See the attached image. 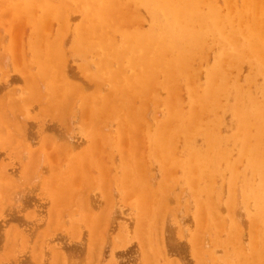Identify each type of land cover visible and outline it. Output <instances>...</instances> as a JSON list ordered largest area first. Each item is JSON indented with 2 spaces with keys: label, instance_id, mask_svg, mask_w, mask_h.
<instances>
[{
  "label": "bare ground",
  "instance_id": "6f19581e",
  "mask_svg": "<svg viewBox=\"0 0 264 264\" xmlns=\"http://www.w3.org/2000/svg\"><path fill=\"white\" fill-rule=\"evenodd\" d=\"M0 8H1V11H2V8L9 9L6 12V17L8 16L9 18H12L16 21H21L20 24H22V21L24 20L26 23L29 22L32 25V29H31L32 32H31L30 41H29V51L28 53L24 54L23 53L24 49L22 48L23 51H20V53H22L21 55L22 56L24 55V56L22 57L21 61L23 60V62L27 64L29 68L32 67L30 63L31 59L36 60V62L33 60L36 66L40 64V67H38L40 71L37 68L38 71L37 73H35L36 76L42 79L43 81H46L48 84L52 85V87L57 93V95L54 93L56 96H58L57 100L58 99H59L58 101L63 100L65 106L67 107L66 109L70 110L71 107L75 105L74 103H77L74 101L81 102V107H82L81 111H83L84 113L83 119L85 120V121L83 120L84 124L86 122L85 126H87V129L88 127L91 128V130L96 129V131L93 130L95 131L93 133L95 134L94 141L98 140L97 138H99L100 140L97 142L95 141V143L98 144L97 148L99 150V154L105 151V155H106L107 150L105 149L106 148L105 146H108L107 142L105 143V145L103 143V141L105 140L102 139L103 137L101 135L102 133L99 134L100 131L98 130V128H100L101 127L100 124H102L100 122L101 120L102 121L106 120V124H107L108 120H111V121L116 120L117 131L115 134L113 133L112 136L109 134L110 138L108 136V139H109L108 143H110L115 149V151H117V154H119V158L121 159L120 160L121 170L118 167L117 168L120 170L121 175H119L117 178L115 175L112 174L113 172L109 174L113 175L112 178L116 177L115 182H117L121 178V181H119L120 182L119 185L123 184L124 188L126 187V189L129 190V192L130 190L132 191V193L129 194V198L134 205V206L133 205L131 206L133 207L136 206L135 210L138 212L137 216H138V223H139L138 227L136 226L137 224L135 225L137 228H135L136 233L134 234L135 235L139 234V238L143 242V245L142 243L141 244L138 243V245L139 244L142 245L140 247H142L141 250L143 252V257H145L146 261L147 260L149 261L150 259L149 253H153V248H155L154 244L156 245L157 244L156 242L158 241L155 240V243H154V241L152 242L151 238L147 239V235H150L149 231H151V228L153 227L152 225H154L155 221L153 222V224H151L150 222L144 221V220L146 219V216H148L149 214L154 217H155V214H157L156 215V219H157L158 214L163 215L162 214L163 211H164V215L166 214V211L169 212V210H166L168 209L167 208L168 200H165V197L162 194H160L161 197L156 198V193L152 192V190L149 188L150 186L149 181H148L149 179L147 178L148 174L144 172V170L147 169L148 167L147 165H146L147 167L145 166V164H147L146 162H148L146 160L147 157L144 158V156L147 155L151 161H155V164L160 167V171L162 174H165V173L169 174L168 179H169V192L170 193H171L172 187L174 186L172 185V182L176 184V182L183 181V182H186V184L189 185L190 187V191L193 195V199H194V202L196 203L195 205L197 208V214L194 211L195 213L193 217V219L195 218L194 219V222L196 223L195 226H197L195 228V233L193 234V238H192L193 244L196 247L195 248L194 246H192L193 247L192 252L194 254H195L194 248L196 250L198 247H200L199 242L203 240V238L205 237L204 233H208V234L214 233L216 237H213L211 241H214V240L216 241V239L219 240L221 238L219 236L220 235L219 233L222 232L221 234H225L224 236H226L225 238L224 236L221 235L222 237L225 238V240L223 239L224 244L233 246V249H234L233 255H234L236 262L233 259L232 260L234 261L235 264H262L264 263V0H6L5 2L2 3V5H0ZM74 12L81 13V16H80L81 18L79 19L80 21L78 20L79 21L78 22L76 19L74 20L75 22H77L75 25L74 24L72 25V23L71 25H69L70 18H71L70 15L71 14L73 15ZM52 20L58 23L57 32L54 34H51L54 31L53 32H50L51 30L49 31V29L51 28L53 29V27L50 28L52 24L51 23ZM142 23L145 24V27H143ZM25 24H23V26H25ZM27 27L28 26L26 25V28ZM30 27H28V29ZM67 30H70V33L74 31L73 32L74 34L72 33L73 35H75L73 38L74 42L72 46L74 50H76L75 52H80L84 54V52L87 50L90 52V54L91 53L94 54L95 58L97 59V62L100 63L99 67L96 66L99 69H101L97 71L98 78H102L104 75L106 76V74L108 75V77L107 76L106 77L109 78V83L112 86L111 93H107L105 94V96H101L100 94H98L96 97H94V95L91 94L94 92L92 91L90 94H86V95L82 94L83 96L79 97L77 95V92L82 90V88L77 87L78 85L75 84V82H74V85H71L69 83V82L73 83L72 80L69 81V78H71L70 75L71 76H75V75L74 74L72 75V73L69 74L68 72H66V74L67 73L69 74L68 81L67 79L64 78L65 74L64 72L62 73V70L64 67L63 63L55 65V60H57L55 57L58 58L60 56L59 54H61L60 53L61 50L59 49L60 48L59 43L61 39L63 40V35L67 33ZM20 39L21 38H19V40ZM21 40L20 42L18 41V43L22 45L21 42L23 41ZM62 40L61 42L64 41ZM24 43H23V47H24ZM21 47L22 46H20V48ZM15 51H18L17 48ZM211 51L214 52V54L212 56V61H209V59H207V56L209 58V54ZM13 56L14 55H12V57ZM59 62L61 61L59 60ZM196 64H198V66H196ZM27 65L25 66L26 68L24 67V70L22 68H20V70H23L25 71L24 73H26L27 70L25 69H28ZM68 65L69 64L66 65L68 68L71 67ZM89 65L91 66L92 64H89ZM17 68L19 69V67ZM84 69L86 72L88 71L86 68ZM26 75L28 77V74ZM31 78L29 79L31 80ZM31 82L32 80L30 81V83ZM40 83H39L40 84L39 87L43 88V83L42 82ZM94 83H96V81ZM85 85L83 84V86ZM96 87H94L95 90H96ZM41 90L42 89H40V91ZM102 90L103 89H101V91ZM161 91H164V93H162ZM182 91H184L183 93L184 95H182ZM49 95L50 94H48V96ZM79 95H81V93H79ZM115 96L116 97L120 96V99L117 100L119 103L116 102V99L114 100L115 102H111L112 98H114ZM54 99L52 100L54 101ZM19 100H16L17 102L15 101L16 106L14 107L15 108L14 111H16V109L19 108L17 107L18 103L20 102ZM136 100H140L144 104L147 103L148 101H153V103L157 104L156 105L157 107L160 103L159 106H162L163 108L162 111H164V114H163L165 116L164 122L157 124L155 127H152L153 124L146 123V121H148V120H145L146 118L144 119V116L146 114L145 113L146 108L144 106L142 107L140 106L141 107L140 110L137 111L135 109V104H134ZM49 102H51V99ZM1 103L0 105H2ZM51 103L56 104V100L55 102H51ZM20 104L21 103H19V105ZM59 104H61V102ZM4 106L2 107L3 109H4ZM41 109L42 108H40V110ZM44 111L46 110H43L42 112ZM23 112L26 113L25 111ZM3 113L5 114L6 112L4 111ZM7 113H8L7 116L10 115L9 112ZM226 114L229 116V122L227 123V126H226V120H225ZM155 115H157V113ZM11 116L12 115H10L9 117L11 118ZM67 116L66 118L70 120V117H67ZM66 118L65 120H67ZM144 120H145V123H144ZM74 121H75V118H74ZM154 121L156 122V120ZM148 122L153 123L151 121H148ZM93 123H95V125L97 126H93ZM2 126L4 127L5 123L4 125L2 123ZM9 128H11V126ZM104 128H101V129L104 130ZM3 130L5 129L2 128V132ZM6 131H7L6 133H9L8 130ZM24 131H22V133ZM68 133H70V131ZM98 134L101 137H99ZM24 136H25V133H24ZM68 136L69 138H66L67 140L65 139V143L67 141V144L69 143L68 140L71 139L70 138L71 136L70 135ZM104 136L106 137V134H104ZM197 138L201 140V143L197 142ZM27 139L28 138H26V141ZM52 141L54 142V139ZM16 142L19 143L17 140ZM14 144L15 143L13 142V145ZM110 144L108 146L109 148L111 147ZM27 145L29 144H25V147ZM48 145L49 143L47 144V146ZM47 146H46V149L43 146V148L45 149V150L43 149L44 151H47ZM62 146L60 147L62 148ZM72 147L74 146H71V148ZM90 148H93V147H90ZM49 149L50 147L48 146V151ZM22 151L23 153L25 152L24 150ZM31 151H33L32 153H35L33 149ZM57 152H58V149H57ZM57 152L56 151L51 152L52 156L55 155V153ZM62 152H63V149H62ZM81 152H79V154H81ZM109 153H111V151ZM144 153H146V155ZM99 154H97L99 156L97 157L101 158L102 160V157H100ZM56 155H57L56 158L53 160L57 159L58 153ZM85 155L87 154L85 153ZM46 156L47 155H45V157ZM67 156L69 155H66V157L64 158H68ZM88 156L90 157V155ZM88 156L86 157V159L88 158ZM77 157H78V154H77ZM81 158H83V156ZM98 158L96 159L97 164L96 163L95 164L96 166H98L99 161H100L101 162L100 168H103L106 164L103 163L101 160H98ZM104 158L106 160L108 159L107 161L110 162L108 157L107 158L104 157ZM86 159L84 157V160L79 159L77 161H73L72 164H69L72 166L71 174L73 176H74L73 174L74 172L75 173L78 172V174L81 172L86 173V171L89 168L93 169V166L95 169V165L93 164H92L93 166H89L88 168V165L90 164L89 160H92V159H89L88 162ZM32 160L30 159V161ZM38 161L40 162V160ZM90 162L92 163V161ZM108 162H107V165L109 164V166H112L111 162L110 163ZM31 163H35V162H31ZM54 163L56 165L57 162L54 161ZM87 163L89 164L87 165ZM23 165H22V168L24 167ZM143 165L145 168L143 167ZM30 166H32V164H30ZM55 167L57 168V165ZM59 167L60 166H58V169H59L58 173L59 171L61 172L60 170L61 168ZM107 167L106 168L104 167V168L107 169ZM142 167L144 168L143 171H142L143 169ZM37 168L35 169V173H36ZM51 168L49 170H52V169L56 170L55 168H52V169ZM97 168L99 169V166ZM68 169L69 168H67V170ZM105 171L107 172V170ZM51 172H52L51 175L53 176V172L55 171H51ZM108 172H110V170ZM117 172L118 171H116V173L114 174L118 175ZM136 172H140L139 176L135 174ZM142 172L146 174V177L143 176ZM29 173H30V170H29ZM94 173H91L90 175V169H89V176H92ZM9 174L12 175L11 172H9ZM60 174H58V176ZM68 174H70L69 170H68V173L65 174V179L67 176H70L71 177L70 179H72L73 177ZM78 174H75V176H77ZM82 174L83 173H81V176ZM103 174H105L104 170H103L102 175ZM56 176H55V179L59 181V184L60 183L62 184L63 181L61 180L60 182V179L62 177L59 176V178L57 179ZM162 176L164 178L165 175H162ZM77 177L78 178L76 179H79V176ZM96 177H99V176H96ZM14 178L16 179L15 175H14ZM91 178H93V176ZM108 178H105V180ZM114 178L113 180L109 178L110 183L109 181H107V184L109 183L110 185H112L111 182L114 181ZM33 179L35 178H32V181ZM145 179H148V180H145ZM51 180L52 178L50 179V183H51ZM93 180H95V177ZM224 180H226L225 187H227L226 191L228 193L226 201L222 200V196H223L222 191L224 190V187H223ZM78 181L79 180H77L76 182L78 183ZM88 181L89 180L86 177L87 184L89 183ZM146 181L148 182V184L146 183ZM70 182L69 184H67L68 186H70ZM76 182L75 184L77 186ZM162 182H161V185H162ZM52 183L50 185L54 186L52 185ZM87 184L85 186H87ZM92 184H95V183L92 182ZM81 185H83V183ZM110 185L108 186L109 190L110 188L113 189ZM56 186L58 188L62 185L58 186L57 184ZM56 186H54V188L52 187L53 189L50 190L51 192H53V194L49 192L50 195H52V196L49 195L50 199L52 200L53 203L55 202L54 206L55 205L58 206V204L61 206L62 205L61 202L63 198H65V201H64L65 203L70 202L72 198L73 199L71 202H73L75 197L70 196V195L66 197V192L64 191L66 187L65 188L63 187V190H59V189L57 190ZM85 186L83 185L81 187H85ZM92 187H94V185ZM120 188L122 190V187ZM159 188H160V185H159ZM90 189L92 188H89V190ZM0 191H3V190L0 189ZM73 191L76 192L75 190ZM156 191L158 192V190ZM121 192H123V190ZM170 193L169 194L167 193L168 196L170 195ZM1 195H2V192L0 196ZM77 195L79 194L77 193ZM102 196H103L102 197L103 199H105V197L106 198L110 197L106 193H104V195ZM111 197H112V194H111ZM111 197L110 199L108 198L109 203L106 202V204H108L109 206L110 204L114 205L113 199H112V202L110 203ZM125 197H128V196H125ZM13 198H15V195ZM124 198H123V201L121 200L122 202H124ZM90 199H88L89 200L88 202L91 201ZM125 199H128V198H125ZM0 200L2 201V197H0ZM222 201L225 203H222ZM83 202H85V200ZM75 203L77 204V202ZM76 204H75V207H76ZM92 204L94 205V203ZM252 204L254 206L253 209H251ZM51 206L52 205H50V207ZM54 206H52L53 209L52 207L50 209L54 210ZM89 207L92 208L91 203L89 204ZM240 207L244 208L247 211L246 221L248 222V228L244 230V232L249 234L247 246H243L246 244H243L242 246L240 244V240H241L240 236L243 232V230L241 232L242 227H241V223H239V220H238L240 216L239 212L241 210V209L239 210ZM62 208L63 210L65 208H69V205L67 207L63 206ZM88 209L89 208H87V211ZM89 210H93V208ZM179 210L180 209L178 207L176 212L178 213ZM154 211H156L157 213L153 215ZM159 211H161L162 213H159ZM53 212L54 214H56L57 211L55 210ZM60 212L61 211L58 210V216L62 214V213L60 214ZM91 212L90 214H94V212L92 213ZM97 212H99V210H97ZM105 212L107 213V210L104 211L102 215H100V213L98 214L100 215V218H101L100 221H102L106 217ZM223 212H225L228 218V221H227L228 224L227 222H225V218H224L225 216H222ZM69 213L70 212H68V215ZM179 213H182V212L180 211ZM87 214H85L86 215L85 219H87L88 221L89 218L87 217ZM52 215L49 219L50 221L48 220V217H49L48 215L47 217L48 222L46 221L45 225H48L49 222L50 224L51 223L55 224L57 220L60 219V216H59V219H57L55 218L56 217L55 215H54L55 217L54 216L52 217ZM68 215H66L67 216L66 218H68ZM163 216H161L160 219L164 218ZM221 216L224 219L223 218L221 219ZM69 217L71 218L70 215ZM90 217H93V216L90 215ZM167 217H166V220L170 218V215L168 218ZM108 218L107 219L109 221L113 219V218L110 219V216H108ZM135 219H136V215H135ZM7 221H5L4 223L6 224ZM109 221H105V223L102 222L101 224L107 225L106 222H109ZM174 221L172 220V222ZM182 221L184 223V220ZM182 221H178L179 224L180 222L182 223ZM65 222L67 221L65 220L64 223ZM160 222L161 220L158 223L159 225L162 224ZM164 222H166L165 218H164ZM172 222L170 219V223ZM98 223L100 225V222ZM135 223H137L136 220H135ZM179 224H178V227L181 226V224L180 225ZM197 224L199 225V228ZM77 225H78V222H77ZM92 225H95V224H92ZM13 226L11 225V229L6 230V234H5L6 241L4 240L5 245H8V244L10 245L9 241H11V239L13 241V238L15 237V235H18L14 230L16 234L13 232L14 237L12 236ZM57 226L58 225L54 227L56 228ZM101 226H99V231H101L102 229ZM68 227L70 226L68 225ZM78 227L75 228L76 229L75 232L78 231L77 230ZM160 227L162 228L161 225ZM160 227L158 226L157 228H160ZM174 227H175V223H174ZM13 229H15V227H13ZM21 229L24 230V228H21ZM92 229L89 233V236H87L88 234H86V237H89V239L87 238L88 240H92V239L95 240L98 234V233L96 234V231L94 232V230ZM50 230H52V226ZM79 230L81 233L79 232L78 233L82 234V231H81L82 229L79 228ZM104 230L102 229V231ZM181 230L183 232L184 229L182 228ZM46 232H48L47 229H46ZM46 232H44V235H43L44 237H45ZM86 232L88 233V231ZM78 233H74L75 234L74 236H77ZM102 233H100L99 235L100 238H102V235H101ZM71 234L73 235L72 232ZM247 234H246V238H247ZM135 235H132V236H135ZM155 235H154V238H155ZM43 236L42 238L39 237L38 239L39 243L41 242V239L42 240L45 239ZM54 237H53L54 241L55 239H57V241L59 240L58 237L56 238ZM186 239H185V242H186ZM19 240L17 242L16 239H14V241L17 242V244H19ZM170 240H165V242L166 241L169 242ZM204 240L203 242H205ZM49 241L51 242V238ZM219 241H217V243H219ZM223 241L221 242L223 243ZM241 241L242 243L244 242L243 240ZM15 242L13 243L11 242L12 246H9V248H13V244ZM48 242H46V244ZM246 242L247 241H245L244 243ZM37 243L36 245H38ZM55 244H56V241H55ZM88 244L90 246V243ZM88 244L86 243V246ZM92 244H91V248H92ZM162 244H165V243H162ZM162 244L160 245L162 246ZM168 244H169V249L168 247L166 249L170 251L172 247L170 246V243H167L166 246H168ZM189 244H191V242ZM206 244L207 243H205V245ZM211 245L212 244L210 242V246ZM38 246L40 249V247L41 246L43 247L44 244L43 245L39 244ZM187 246L190 247V245H187ZM203 246L201 247L202 253H203V250L205 249L208 251L210 250V253H212L209 247L205 248L209 245L205 246L204 248ZM6 247L7 246H5V248ZM9 248L7 249L9 250ZM94 248L96 249V247ZM160 248H164V247H160ZM39 249L38 251L36 250L37 252H39L38 254H40ZM45 250H46V247H45ZM54 250L57 251L58 249H54ZM158 250L160 251V249ZM198 250L200 249L198 248L196 250L197 255L200 253V251ZM11 251L13 250L11 249ZM86 251L88 253V250ZM161 251H163V249ZM169 251H166V252L169 253ZM36 253L34 252L32 254L33 260L34 258H36L35 257ZM45 253L48 257V254H47L48 251H46ZM45 253H42L43 256ZM90 253H89L90 256H92V250L90 251ZM99 253H102V252L100 251ZM56 254L54 255V257L53 255H51V253L49 254L52 256V258H50L51 261L49 264L55 263L54 260L58 258ZM96 254L98 255V253ZM205 254H204V258L208 259L209 258L208 255H206L207 257H205ZM95 255H94V258H95ZM158 255L159 253L157 254V256ZM163 255L164 254H162V256ZM200 255L197 256V259L199 261L203 257V255L201 256ZM90 256L88 258H90ZM102 256L101 258L99 256L98 257L102 259L104 258ZM59 257H61V255ZM153 257L154 255L153 256L151 255V262L155 260L153 263L155 262L157 263L155 257H154V260L152 261ZM28 258L29 257H27L26 260H23V261L20 260V263L21 264H32L31 262L32 260L28 261ZM164 258H165V255H164ZM212 258L214 259V257ZM231 258H232V255L230 256V260ZM8 259L10 258L8 257ZM31 259H32V256H31ZM170 259L172 260V258ZM195 259L196 257L192 258L193 261ZM14 260L15 259H13L12 261ZM38 260L40 261V259ZM62 260H60V262ZM100 261L98 260V262ZM173 261L176 262L175 264L178 263L176 260H173ZM204 261L206 260L204 259ZM9 262L10 261H8V263ZM17 262L19 261L16 260V263ZM146 264H148V262H146ZM197 264H202V263L199 262Z\"/></svg>",
  "mask_w": 264,
  "mask_h": 264
},
{
  "label": "rangeland",
  "instance_id": "374dc122",
  "mask_svg": "<svg viewBox=\"0 0 264 264\" xmlns=\"http://www.w3.org/2000/svg\"><path fill=\"white\" fill-rule=\"evenodd\" d=\"M5 1L6 0H4V1L0 0V5H2V3L5 2ZM7 10H9V9L8 8H5V9L2 8V11H1V8H0V27H1L0 28V103L2 102L1 104L3 106L5 105L4 109L5 108L7 109V110L6 109L4 110L2 108L3 106L0 105V108L3 110L2 111L0 109V111H1L0 112L1 113L0 114V121H1L0 125H1V127L3 129H5L2 132V128L0 127V129H1V131H0V178H1L0 179V185H2V184L4 185V187H3V185L0 186V189L3 190V191H0V194L2 192V195L0 196V197H2V201L0 200V205H1V207H0V219L2 220V221L0 220V224H1L0 225V230H1L0 231V235L2 236V237L0 236V264H21L20 260L21 261L26 260L27 257L30 258V259L28 258V261L32 260L31 261L32 264H34V263L35 264H44V263L45 264H49L50 261H51L50 258H52L51 255H53V257H54L56 252H57L56 256H58V258L54 260V262H55L54 264H59L60 260H62V259H63L62 260L63 262L61 261L62 263L60 262V264H102V262H103V264H108V263L109 264H146V262H148V264L149 263L150 264H170V263L175 264L176 262H174L173 260H176L178 262L177 264H194V263L197 264L199 262L202 263V264H205V263L206 264H212V263L213 264H235L234 261L236 262V260H235L234 255H233V252H234L233 246L224 244L223 239L225 240L226 236H224L225 234H221L222 232L219 233L220 234L219 236L222 238V239L220 238L219 240L223 241V243L221 241H219L218 239H216V241L215 240L211 241V239H213V237H216V235L214 233H212V234L204 233L205 237L203 238V240L205 239L204 240L205 242H203V240H201L203 242V244L200 241L199 242L200 247H198L200 249L198 251H200V253H201V255H203V257L201 258L200 261L197 259V256L200 255V253L197 255L196 250L198 248L195 250L196 247L194 246L193 240H192L193 234L195 233V228L197 227V226H195L196 223L194 222L195 218L193 219L194 213L196 212V214H197V208H196V205H195L196 203L194 202V199H193V195H192V193L190 191V187H189V185L186 184V182H183V181H182L183 183L182 182H176L177 185L174 184V182H172V185H174V186L172 187V190H171V193H170L169 192V179H168L169 178V174H166V173L162 174L161 171H160V167L155 164V161H151L149 159V157L146 155V153H144L146 155V156H144V158L147 157L146 160L148 162L145 161L147 163V164H145V166L147 165L148 167L146 166L147 169L144 170L145 167L143 165L144 168L142 167L143 168L142 171L144 170V172L146 174H148L147 178L149 180L148 179H145V180L149 181V185H150L149 188L152 190V192L156 193V198L161 197L160 194H162L165 197V200H168V202H167V208L168 209H166V210H169V212L166 211L165 215H166V217L167 216L169 217V215H170V218L168 220H166V217L164 215V211H163V213L161 211H159V213H162L164 216L161 215V214H158V217L160 215L163 216L165 218L166 222H164V218L160 219L161 216L159 217V219H158V217L156 219V215H157V214H155V213H157L156 211H154V213H153V215L155 214V217L150 215V214L148 216H146V219L144 221H148L151 224H153L154 221L156 222V223L154 222V225L156 227L154 225H152L153 227L151 228V231H149L150 235H147V239L151 238L152 242L154 241V243H155V240L158 241V242H156L158 244V246H157V244L156 245L154 244L156 250H155V248H153V253H149L150 254L149 261L145 260V257H143V252L141 250L142 247H140V246L143 245V242L140 240L139 234L138 235L134 234V233H136L135 232V228L138 227L139 223H138V216H137L138 212L135 210L136 206L133 207L134 205H133V203L131 202V200L129 198V194L132 193V191L130 190V192H129V190H127L126 187L124 188L123 184L119 185V183H120L119 181H121V178H120V180L117 179L118 181L115 182V178L116 177L118 178V176L121 175V173H120V170H121L120 169V160L121 159L119 158V154H117V151H115L113 146L110 143H108V140H109L108 136H109V134L112 136L113 133L114 134L116 133V131H117L116 120H113V121L108 120L107 124H106V120H103V121L101 120L100 123H102V124L99 123L100 126H101L100 128H98V130L100 131L99 134L102 133L101 135L104 137V138L102 137V139L105 140V141H103L102 139L101 140L103 141L104 145L107 142V145L109 146V144H110V146H111L110 148L108 146H105L106 147L105 149L107 150L106 151L107 152L106 155H105V151L103 153L99 154V150L97 148L98 144H96L95 141L97 142V141H100V140H99V138H97L98 140L94 141L95 134H93V133L96 131V129H92L91 130V128H89V127L87 129V126H85L86 122L84 124L85 120L83 119L84 113H83V111H81L82 110L81 102L80 101H74V102H77V103H74L75 105L73 107H71L70 110L66 109L67 107L65 106L63 100H60V101H58L59 99L57 100L58 96H56L57 93L54 90V88L52 87V85L48 84L46 81H43L42 79H40V78H38L36 76L35 73H37V71L39 69L38 67H40V64L36 66L35 65L36 60L33 59L35 61L34 62L31 59L30 63H31L32 67L29 68V66L27 64H25L23 62V60L21 61V59H22V57L24 55L22 56L21 55L22 53H20V51H23V49H24V52H23L24 54L28 53V51H29V41H30V35H31V32H32V30H31L32 29V25L29 22L26 23L24 20L22 21V24H20L21 21H16V20H14L12 18H9L8 16H7L8 17V19H7V17H6ZM77 13L78 12H74L73 15L72 14L70 15L71 18H70L69 25H71V23H72V25L73 24L75 25L77 22H75L74 20L77 19V21H78L81 18L80 17L81 13L80 12L78 13L79 16L77 15ZM73 18H75V19H73ZM55 22L56 21H54V20L51 21V23L53 25L51 24L50 28L53 27V29L51 28V29H49V31L50 30H51L50 32L54 31L51 34H54V33L57 32L58 23L57 22L55 23ZM23 24H25V26H23ZM26 25L28 27H30V25H31V27L28 29V27L26 28ZM142 25H143V27H145V24L142 23ZM54 26H55V28H54ZM23 32L25 33V35H24ZM73 32L70 33V30H67V33L65 35H63V40L64 41L61 39L63 41V42H61V40H60V43H59V47L60 48L59 49L61 50L60 51L61 54H59L60 56L58 58L55 57L57 59V60H55V65L63 63L64 67H63L62 73L64 72V74H65L64 78L67 79V81H68V78H69V74L72 73V75L73 74L75 75V76H71L70 75L71 78H69V81L72 80L73 83L72 82H69V83L71 85H74V82H75V84L78 85L77 87L82 88V90L77 92V95L79 97L83 96L82 94H84V95L90 94L92 91L95 92V94H94V92L91 93L92 95H94V97H96L98 94H100L101 96H105V94L111 93V91H112L111 87L112 86L109 83V78H107L108 75L106 74L107 77L104 75L102 78H98L97 71H99L101 69L98 68L100 63L97 62V59L95 58L94 54L93 53L90 54V52L87 51V50L84 52V54H82L80 52H75L76 50H74V48L72 46V44L74 42L73 38L75 36V35H73L74 34ZM19 35H20V37H19ZM22 37H23V39L25 41L22 39ZM19 38H21L22 40L21 39L20 40L23 41V42H21L22 45L20 43H18V41L20 42ZM14 39H16V40H14ZM23 43H24V47H23ZM20 46H22V47L20 48ZM16 48H17L18 51H15ZM213 54H214V52L211 51L210 54H209V58L207 56V59H209V61H212ZM12 55H14L13 56L14 58L12 57ZM59 60L61 62H59ZM67 64H69L68 66H71V67L68 68L66 66ZM89 64H92V65L90 66ZM26 65H27L28 69H25V70H27V72L24 73L25 71H23V70H24V67ZM96 66H98V67H96ZM196 66H198V64H196ZM17 67H19V69ZM81 67H82V69H81ZM20 68H22L23 70H20ZM84 68H86L88 71L86 72ZM67 70H69V71H67ZM39 71H40V69H39ZM66 72H68L69 74L68 73L66 74ZM26 74H28L29 78L32 77L31 80H32L33 83L32 82L30 83L31 80L27 77ZM30 75H31V77H30ZM61 76H62V74H61ZM95 81H96V83L98 85L96 83H94ZM40 82L43 83V88L39 87L40 84H41ZM83 84L84 85L86 84L85 85L86 87L83 86ZM29 85H31V86H29ZM89 85H90V87L91 86L92 87L90 88ZM99 85H100V87H99ZM35 87H37V88H35ZM94 87H96V90H95ZM40 89H42V90L40 91ZM101 89H103V90L101 91ZM88 91H89V93H88ZM164 91H161V92L164 93ZM46 92H48V93H46ZM79 93H81V95H79ZM183 93H184V91H182V95H184ZM48 94H50L49 95L50 98H49ZM24 95H25V97H24ZM42 95H43V97H42ZM73 97H75V96H73ZM19 98H20V100H19ZM24 99H25V101H24ZM50 99H51V102H55V100H56V104L55 103L53 104V103L49 102ZM52 99H54V101ZM115 99H116V102L119 103L117 100L120 99V96H117V97L115 96L114 98H112L111 102H115L114 101ZM16 100H19L20 102L19 101L18 102L21 103V104L19 105V103H18L17 107H19V108L16 109V111H14L15 110L14 107L16 106V103H15ZM34 100H36V101H34ZM60 102H61V104H59ZM149 102H151V103H149ZM147 103L144 104L140 100H136V102L134 103L135 104V109L137 111H139L142 106H144L146 108L145 109V113L146 114L144 116V119L146 118L145 120L153 122V123H150V122L146 121V123H148V124H153L152 127H155L157 124L163 123L165 116L163 115L164 111H162L163 110L162 106H159L160 103H159L158 107L156 106L157 105L156 103H153V101H148ZM56 105H58V106H56ZM57 107H58V109H57ZM156 107H157V109H156ZM40 108H42L43 110H46V111H44L45 113L42 112L43 110L42 109L40 110ZM53 110H54V112H53ZM66 110H67V112L69 111L68 114H67ZM4 111L6 112L5 114L3 113ZM23 111H25L26 113H24ZM7 112H9V114L12 115L11 116L12 119L9 117L10 115L7 116V114H8ZM156 113H157L158 117H157V115H155ZM67 115H69V116H67ZM66 116L70 117V120L68 118H66ZM75 116L77 117V119H76ZM65 118L67 120H65ZM74 118H75V121H74ZM145 120H144V123H145ZM154 120H156V122ZM225 120H226V126H227V123L229 122V116L227 114H226ZM23 121H24V123H23ZM2 123H3V125L5 123L4 127L2 126ZM10 126H11V128H9ZM93 126H97V125H95V123H93ZM101 128H104V130L101 129ZM6 130H8L9 133H6L7 132ZM93 130H95V131H93ZM22 131H24V132L22 133ZM69 131H70V133H68ZM24 133H25V136H24ZM66 133H68V134H66ZM99 134H98V136L101 137ZM104 134H106V137L104 136ZM66 135H67V137H66ZM68 135H70L71 136L70 138L72 139V140L71 139L68 140V142H69L68 144L70 146L67 144V141L65 143V139L69 138ZM13 136H14V138H13ZM26 138H28L27 141H26ZM45 138H47L48 140L45 139ZM109 138H110V136H109ZM53 139H54V142L52 141ZM12 140L15 143L14 145H13ZM16 140L19 143H17ZM197 142L201 143V140H199V138H197ZM48 143H49L48 146L50 147V149H49L50 152L48 151V146H47ZM25 144H29V145H27L28 147L26 146L27 148L25 147ZM62 144H63L64 147L62 146ZM43 146H44L45 149H46V146H47V151H44L45 149L43 148ZM60 146H62V148ZM65 146H66V148H65ZM71 146H74V147L71 148ZM52 147L54 149L55 148L56 149L54 150ZM90 147H93V148H90ZM37 148H39V149H37ZM32 149L34 150L35 153H32L33 152V151H31ZM57 149H58V152H57ZM60 149H61V151H60ZM62 149H63V152L66 155H69V156H67L68 158H64V157H66V155L62 152ZM22 150H24L25 152L23 153ZM54 151H56L58 153V157H57L56 160H53V159L56 158V156H57L56 154L57 153H55V155H53L55 157H53L52 153H51V152H54ZM81 151H83V152H81ZM89 151H90V153H89ZM96 151H98V152H96ZM110 151H111V153H109ZM40 152H42V153H40ZM48 152H49V154H48ZM60 152L63 153V154H61ZM79 152H81V154H79ZM85 153L87 155H85ZM95 153L99 154L100 157H102V160H101V158H98L99 156L97 154H95ZM77 154H78V157H77ZM43 155H44V157H43ZM45 155H47V156L45 157ZM88 155H90V157ZM107 155H109V156H107ZM112 155H113V157H112ZM35 156H36V158H35ZM73 156H74V158H73ZM82 156H83V158H81ZM87 156H88V158L86 159ZM84 157L87 160V162H88L89 159H92V160H89L90 164L87 163V165L89 164L88 168H89V166L95 165V169H94V166H93V169L95 171L93 169L89 168L90 169V175H91V173H94V172L96 173V175H95V173L92 175L93 178H91L92 176H89V169L86 171L87 174L85 172H81V173L84 174V175L82 174V176H81V173L78 174V172H76V173L74 172L73 173L74 176L71 174L72 173V166L69 165V164H72L73 161H77L79 159L84 160ZM104 157H106V158L108 157L109 158V161L111 162L112 166H109V164L107 165V162H108L107 160L108 159L106 160ZM32 158H33V160H32ZM97 158H98V160H101L103 163L106 164L104 166L105 168L108 166L107 169H105L104 167H103L104 169L100 168L101 162L99 161V165H98L99 169H100V171H99V169L97 168L98 166H96V164H97V160L96 159ZM30 159L32 161H30ZM35 159H37V160H35ZM46 159H47V161H46ZM71 159H72V161H71ZM38 160H40V162ZM54 161L57 162L56 163L57 168L55 167L56 165H55ZM90 161H92V163ZM25 162H27V163H25ZM31 162H35L36 164L35 163H31ZM110 162H108V163H110ZM30 164H32V166H34V167L30 166ZM22 165L24 166L23 168H22ZM52 165H54V166H52ZM49 166H51L52 168H55L56 170L52 169ZM58 166H60L59 168H61L60 169L61 172L59 171V173H58V170H59ZM68 166H70V167H68ZM13 167H14V169H13ZM15 167H16V169H15ZM36 168H37V170H36V173H35V169ZM50 168L52 170H49ZM67 168H69L68 170H69V173H70L68 175H71L73 177L72 179H70L71 177L67 176V175H66L67 177L65 179V174L68 173ZM108 168H109L110 172H108L109 171ZM70 169H71V171H70ZM29 170H30V173H29ZM46 170H47V172H46ZM103 170H104L105 174L102 175ZM105 170H107L108 174H107V172ZM51 171H55L56 174H55V172H53V176H52L51 175L52 174ZM116 171H118L117 172L118 175L114 174V173H116ZM9 172H11L13 176L10 175ZM62 172H63V174H62ZM111 172H113L112 174L116 176L115 178L113 177L114 181H112L113 180V178H112L113 175L109 174ZM144 172H142L143 176L146 177V174ZM139 173L140 172H136L135 174H137L139 176ZM34 174H35V176H34ZM40 174H41V176H40ZM58 174H60L59 176L62 177V178L60 177L61 178L60 182H61V180L63 181L62 184L61 183L59 184V181L55 179V176L56 175L58 176ZM75 174H78L77 176H79V179H76L78 177L75 176ZM85 174H86V176H85ZM161 174L165 175L164 178H163V176ZM14 175L16 176V179H18V180H16L14 178ZM106 175H107V177H106ZM57 176H56V178L58 179L59 176L58 177ZM96 176H99V177H96ZM103 176H105V177H103ZM50 177L52 178V180H51V183L53 182L52 185H54V186H56L57 184H58V186L62 185V186H60L58 188L56 186L57 190L58 189L59 190H63V187L64 188L66 187L64 189V191L66 192V197H68L69 195L75 197L73 202H71L73 198L71 200L69 199L71 204L74 203V204H72L74 207L70 204V202L65 203L64 202L65 198H63V200H62V202H61L62 205L61 206L59 204H58V206L55 205L56 207L54 206L55 202L53 203L52 200L49 197L50 193L53 194V192H51L50 190L54 188V186L50 185L51 184L50 183V179H51ZM86 177L89 180L88 184L86 183ZM94 177H95V180H93ZM108 177L110 179H112L111 180L112 181L111 182L112 185L109 184L110 180H109ZM187 177H188V175H187ZM32 178H35V179H33V181H32ZM105 178H108V179L105 180ZM162 178H163V180H162ZM103 179H104V181H103ZM75 180L76 181L79 180L78 183ZM160 180H162L163 182L160 181ZM56 181H58V182H56ZM98 181H100V182H98ZM107 181H109L108 184H107ZM69 182H70V186H72L73 188L67 185V184H69ZM75 182L77 183V186H76ZM92 182H94L95 184H92ZM161 182H162V185H161ZM223 182H224L223 183L224 184V186H223L224 190L222 189L223 190L222 191V195H223L222 196V200L226 201L227 200V196H228V193L226 191L227 187H225L226 186L225 185L226 184V180H224ZM82 183H83L84 186L87 184V186L81 187V186H83V185H81ZM146 183L148 184L147 181H146ZM47 184H48V186H47ZM115 184H116V186H115ZM93 185H94L95 188L92 187ZM109 185L113 189L110 188V190H109V188H108ZM159 185H160V188H159ZM120 187H122L123 192H121L122 190H121ZM60 188H62V189H60ZM68 188H69V190H68ZM89 188H92L93 190L92 189L89 190ZM73 190H75L76 192H74ZM154 190L155 191L158 190V192L157 191L155 192ZM19 191H20V193H19ZM6 192H8V193H6ZM69 192H70V194H69ZM223 192H224V194H223ZM71 193H72V195H71ZM77 193L79 195H77ZM88 193H89V195H88ZM104 193L108 194L110 197H111V194H112L110 203L112 202V199H113V202H114L113 204L114 205L110 204V206H109L108 204H106V202L109 203L110 197L107 196L109 199L106 198V197H105V199H103L102 195H104ZM167 193L168 194L170 193V195L168 196ZM14 195H15V198H13ZM18 195H20V196H18ZM50 196H52V195H50ZM125 196H128V197H125ZM170 196L172 197V199H171ZM180 196H181V198H180ZM124 197L128 198V199H125ZM168 197H170V198H168ZM101 198L103 199V201H102ZM123 198H124V202H122ZM88 199H90L91 201L88 202L89 201ZM179 199H180V201H179ZM84 200H85V202H83ZM223 201H222V203H225ZM75 202H77V204ZM119 202H121V203H119ZM126 202H128V203H126ZM90 203H91V206H92L93 210H89V209H92V208L89 207ZM92 203H94V205ZM172 203H173L174 206L172 205ZM67 204L69 205L70 209L69 208H65L63 210L62 207L63 206L67 207L68 206ZM75 204H76V207H75ZM50 205L54 206V210H52L53 209L52 206H51L52 209H50L51 208ZM131 205H133V206H131ZM86 206H87V208H89L88 209L89 212L87 211ZM220 206H221V204H220ZM178 207L180 209L179 212L181 211L183 214L179 213V212L178 213L176 212ZM251 207H252L251 209H253V207H254L253 204H252ZM47 210H49V211H47ZM55 210L57 211L56 214H54V212H53ZM58 210L61 211L60 214L62 213L61 215H59L60 219H59V216H58ZM67 210H68V212H70L69 215L71 216V218L69 217ZM97 210H99V212H97ZM106 210H107V213L109 212L108 214L105 212L106 213V217L108 218V216H110V219L111 218H113V219L109 221L108 220L109 218L107 219L105 217L104 219L102 218L103 219L102 221H100L101 220L100 215H102L103 212L106 211ZM239 210H240V212L239 211L238 212H239L240 216H239L238 220H239V223H241V227H242L241 228V232L243 230L241 236L240 235L239 236H240L241 240H243L244 242L245 241H247V242L246 243H244V242L242 243V241L239 238L238 239L240 240L241 246L243 244H246V245H243V246H247V244H248V235L249 234L244 232V230L248 228V222L246 221V219H247L246 212L247 211L244 208H242V207H240ZM91 211L94 212V214H90ZM186 211H187V213H186ZM65 212H67V213H65ZM87 212H88V214H87ZM175 212L177 213L178 216L176 215ZM49 213H51V214H49ZM99 213H100V215H98ZM52 214H54L56 217L54 215H52ZM64 214H65V216H64ZM85 214H87V217L89 218V220H88L89 222L87 221V219H85L86 218ZM89 214L91 216H93V217H90ZM134 214L136 215V219H135V215ZM48 215H49V217H48ZM51 215H52V217L54 216L55 218H57L59 220H57V222L55 224L54 223L50 224V222H49L48 225H45L46 221L48 222V220L50 219ZM66 215H68V218H66L67 217ZM185 215H186V217H185ZM150 216H152L153 218L150 217ZM179 216H181V217H179ZM222 216H225L224 217L225 218V222H227L228 218H227L225 212H223ZM222 216H221V219L223 218ZM47 217H48V220H47ZM83 217H84V219H83ZM177 217H179V218H177ZM147 218H148V220H147ZM61 219H62V221H61ZM170 219H171V222H172V220L173 221L175 220V221L170 223ZM4 220L5 221L8 220L6 224L4 223L5 222ZM63 220L64 221L66 220L68 223L67 222L64 223ZM135 220H136L137 223H135ZM160 220H161L160 223H162V224H160L162 226V228L158 224ZM182 220H184V223H183ZM76 221L78 222V225H77ZM105 221H109V222H106L107 225L101 224L102 222L105 223ZM178 221H182V223L180 222L182 227L179 226L181 228L178 227V224H179ZM73 222H75V223H73ZM98 222H100V225H99ZM57 223H59V224H57ZM85 223L88 224V225H86ZM168 223H170V224H168ZM174 223H175V227H174ZM49 224H50V226H49ZM80 224H82V225H80ZM92 224H95V225H92ZM156 224L160 228H157L158 226ZM167 224H168V226H167ZM227 224H228V222H227ZM11 225L12 226L14 225L13 227H15V229H13V227H12V230H13L12 234H13V232L15 230V232L18 235H15V237H14V234H13L12 235L14 237L13 241L11 239V241H9L10 245L9 244L5 245L6 230L11 229ZM56 225H58V226L55 228L54 226H56ZM68 225L70 227H68ZM101 225H103V226H101ZM51 226H52V230H50ZM99 226H101L102 229L103 230L105 229V230L102 231V229H101V231H99ZM169 226H171V227H169ZM77 227H78V229H77L78 231L75 232V230H76L75 228H77ZM21 228H24V230L21 229ZM79 228L82 229L81 230L82 234H79V233H81ZM177 228H178V230H177ZM182 228L185 231L183 230V232H182V230H181ZM198 228H199V225H198ZM46 229H47V231L49 233L46 232ZM71 229H72V231H71ZM91 229L94 230V232L96 231V234L98 233L97 234L98 237H99L100 233L103 232L101 234L102 238L99 237V239H98V237L96 236L95 240L94 239H92L93 241L92 240H88L89 237H86V234H88L87 236H89V233H90ZM85 230L88 231V233ZM123 231L125 232V234H124ZM44 232L47 233V234L45 233V237L43 236ZM71 232L73 233V235L71 234ZM189 232H190V234H189ZM74 233H78L77 236H74L75 235ZM178 233H179V235H178ZM180 233H181V235H180ZM191 233H192V235H191ZM182 234L183 235L185 234V235L183 236ZM187 234H189V235H187ZM246 234H247V238H246ZM3 235H4V237H3ZM132 235H135V236H132ZM154 235H155V238H154ZM158 235H159V237H158ZM190 235H191V237H190ZM221 235L224 236L225 238L222 237ZM16 236L19 237V238H17ZM42 236L45 238V239L43 238L44 240L41 239ZM54 236L58 237V239H59L58 241H57V239H55L56 244H55V241L53 239ZM136 236H137V238H136ZM217 236H218V234H217ZM219 236H218V238H219ZM39 237H41L40 238L41 239L40 243L38 242ZM56 237H54V238H56ZM210 237H212V238H210ZM47 238H48V240H47ZM50 238H51V242L49 241ZM184 238L185 239L187 238L186 242H185ZM14 239H16L17 242L20 239L19 240V244H17V242H15ZM83 239H84V241H83ZM137 239H139V240H137ZM165 240H170V241L169 242H167V241L165 242ZM188 240H189V242H188ZM86 241H88V242H86ZM208 241H210L212 245L214 244V242H215V244L213 246L212 245L210 246V242H208ZM217 241H219L220 244L217 243ZM11 242L12 243L15 242L13 244V248H9V246H12ZM34 242H35V244H34ZM42 242H43L44 246L43 247L41 246L40 249H39L38 245L39 244L43 245ZM46 242H48V243L46 244ZM57 242H58L59 245L60 244L61 245L59 246L57 244ZM190 242H191V244H189ZM36 243L38 245H36ZM86 243L87 244L90 243V246H89V244L86 246ZM138 243H140V244L142 243V245H140V244L138 245ZM162 243H165V244H162ZM167 243H170V246L172 247V249H170V251L168 250L169 249V244H168V246H166ZM205 243H207V244L205 245ZM49 244H51V245H49ZM91 244H92V248H91ZM98 244H99V246H98ZM160 244H162V246ZM186 244L190 245V247L187 246ZM221 244H222V246H221ZM47 245H49V246H47ZM96 245L98 246V248L100 250L97 248ZM100 245H102V246H100ZM173 245H174V247H173ZM207 245H209V246H207ZM5 246H7V247L5 248ZM192 246L195 247L194 251H195V254L197 256L192 252V248H193ZM202 246H203V248L205 246H207L205 248L209 247V249H211L212 253H210V250L209 251L206 250V249L203 250V253L204 252L206 253V254L204 253L205 257H207L206 255H208V257H209L208 259L204 258V254L202 253V250H201ZM31 247H32V249H31ZM45 247H46V250H45ZM94 247H96V249ZM160 247H164L165 249L164 248H160ZM167 247H168V249H166ZM7 248H9L10 251ZM101 248H102V250H101ZM157 248L160 249V251ZM11 249L13 251H11ZM38 249L40 250V254H38L39 252H37ZM54 249H58V250L56 251ZM90 249L92 250V256H90V254H91L90 253V251H91ZM162 249H163V251H161ZM30 250L32 251V253H31ZM51 250H52V252H51ZM86 250H88V253H87ZM226 250H228V251H226ZM46 251H48V253H47L48 257H47V255L45 253ZM54 251H56V252H54ZM59 251H60V253H59ZM94 251L96 253H98V255ZM100 251L102 253H99ZM155 251L157 252V254L159 253L158 256H157ZM166 251H169V253H167ZM34 252L35 253L37 252V253H36V256H35L36 258H34V260H33V255L32 254ZM151 252H152V250H151ZM42 253H45L44 256H43ZM50 253H51V255H49ZM135 254H137V255H135ZM162 254L165 255V258H164V255L162 256ZM60 255H61L62 259H61V257H59ZM94 255H95V258H94ZM151 255L152 256L154 255L157 263L156 262L153 263L155 261L154 257L152 259V261L153 260L154 261L151 262ZM231 255H232V258L230 260V256ZM31 256H32V259H31ZM89 256H90L91 259L88 258ZM98 256L100 258H101V256L104 257V258H102L103 260L100 259ZM8 257L10 259H8ZM194 257H196V259H197V260L196 259L194 260L195 262L192 260V258H194ZM212 257H214V259ZM96 258H98V259H96ZM170 258H172V260ZM198 258H200V257H198ZM210 258H212V259H210ZM13 259H15L14 260L15 262L12 261ZM38 259H40V261ZM204 259L206 261H204ZM16 260L19 261V262L16 263ZM98 260L99 261L102 260V261H100L101 263L98 262ZM110 260H112V261H110ZM202 260L204 261V263H203ZM210 260H212V261H210ZM8 261H10V262L8 263ZM262 264H264V263H262Z\"/></svg>",
  "mask_w": 264,
  "mask_h": 264
}]
</instances>
